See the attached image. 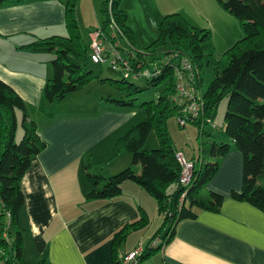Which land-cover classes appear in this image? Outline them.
<instances>
[{"label":"trees","instance_id":"16d2710c","mask_svg":"<svg viewBox=\"0 0 264 264\" xmlns=\"http://www.w3.org/2000/svg\"><path fill=\"white\" fill-rule=\"evenodd\" d=\"M25 1L0 0V9ZM109 1L102 2L101 25L107 30L111 20L116 24L120 36L128 44L127 59L133 63L132 69L140 73L146 68L150 72V77L141 78L146 82V88L158 85L166 76H171V82L167 95H161L154 103L144 104V121L128 129L115 143L117 151L126 150L130 154L131 165L140 166V173L136 174L131 167L108 178L87 172L85 178L91 187L85 194L87 200H113L121 194L122 185L126 181L133 182L156 200L158 212L164 216L163 225L166 227L143 247V260L162 249L173 236L177 223L195 218L194 208L219 212L223 196L209 192L206 197H202L201 192L216 175L219 169L217 160L229 154L230 145L204 143L203 130L207 123L212 122L216 105L226 98L224 136L241 153L243 160L241 189L238 192L232 191L230 197L257 208L264 218V0H218L222 8L240 22L244 38L226 53L227 65L214 72V78L205 93L201 91L198 71L204 65L210 67L212 63V47L206 29L198 27L183 12L166 16L158 26L156 43L159 45L154 43L146 52H141L131 29L126 25L127 14L119 8L121 0H112L111 5ZM75 2L67 0L64 7V25L68 37L52 36L24 46L36 54L53 51L56 54V58L50 61L53 74L43 89L42 102L61 100L66 94L80 90L85 82L92 79L116 85L128 92H138L140 89L129 83L128 78L113 81L102 79L99 72L85 71L87 61H90L89 43L82 46L80 42ZM244 41L247 47L240 48L239 44ZM166 44L170 45L169 49ZM78 58L85 60L83 65ZM183 62L188 63L191 69L183 72L184 84L199 92L203 102V116L189 122L199 129L198 139L201 143L198 157L191 159L194 163L192 179L185 187L180 184L182 168L176 160V153L180 151L174 147L166 128L168 116L175 112L178 119L189 103L186 101L179 104L177 101L176 70ZM65 75L67 82L64 81ZM116 103L126 105L121 101ZM17 111L21 113L23 135L15 142ZM152 131L156 134L159 146L148 151L144 145ZM45 148L46 143L40 138L36 124L28 120L25 103L0 80V217L9 219L5 229L11 230L4 232V240H0L4 252L10 255L4 256L0 251V264H26L23 261V227L20 222L25 203L21 182L32 159ZM196 162L199 163L198 167ZM171 186H175V190L167 194ZM147 223L144 214L138 221L125 224L114 234L111 241L113 264H118L117 255L128 236L134 231L145 229ZM12 233H16L15 238ZM155 239H160L161 244L151 248L150 244ZM35 264H49L47 251Z\"/></svg>","mask_w":264,"mask_h":264},{"label":"crops","instance_id":"0c3cea01","mask_svg":"<svg viewBox=\"0 0 264 264\" xmlns=\"http://www.w3.org/2000/svg\"><path fill=\"white\" fill-rule=\"evenodd\" d=\"M66 2L26 0L0 9V80L23 100L27 110L37 109L42 102L52 68L49 61L24 46L39 39L64 36ZM129 119L130 115L121 117L114 110L99 118L58 120L38 130L46 148L32 159L21 182L25 203L20 222L22 219L33 256L29 261L23 258L24 263H37L47 251L49 264H113L112 238L125 224L138 219L136 205L130 199L133 194L143 197L141 188L125 182L121 194L113 200H85L91 187L82 175L84 170L81 176H75L78 198L70 202L65 199L68 193L63 176L57 175L76 163L80 172L88 153L98 155L99 160L105 156L112 161L111 169H117L113 145L124 134L125 126H131ZM192 156L189 160L195 159ZM223 159L228 174L219 169L206 186L207 193L223 196L219 212L194 208L195 218L177 223L171 239L146 257L145 263L264 264L262 212L230 197L242 185L238 175L240 155L233 151ZM124 162L130 166L131 156L126 155ZM134 171L139 174L140 166H134ZM80 202L81 209L76 206ZM129 236L121 246L122 252L146 246L139 244L142 239Z\"/></svg>","mask_w":264,"mask_h":264},{"label":"rangeland","instance_id":"374dc122","mask_svg":"<svg viewBox=\"0 0 264 264\" xmlns=\"http://www.w3.org/2000/svg\"><path fill=\"white\" fill-rule=\"evenodd\" d=\"M224 1V0H222ZM103 0H76L75 2V18L77 20V26L80 35V42L82 46H86L89 42L88 32L93 28H97L102 23V16L100 14V8H102ZM119 8L124 10L127 14V27L132 30L133 37L136 39L137 44L141 52H146V50L151 47L158 40V26L162 19L166 16L177 14L183 12L187 14L198 27L206 29L209 33V42L212 47V63L210 67L207 65L202 66L198 73L200 77L201 91L205 93L211 80L214 78V72L216 70H221L228 63V55L226 54L234 45L244 38V32L241 28L240 22L227 11H225L222 6L218 3V0H121ZM63 38L68 37L67 31L65 32ZM247 42H242L239 44L240 48L247 47ZM119 52L126 55L128 52V47L124 40L118 38ZM156 45H159L156 43ZM167 48H170L169 44H166ZM30 53L34 54L30 51ZM134 53V51H132ZM40 54V53H39ZM38 56L49 61L56 58L55 52L43 53ZM52 59V60H53ZM80 64H84L85 60L83 58H78ZM195 67V65L193 64ZM85 71L93 70L100 73L102 79H110L113 81H120L123 77L118 71H113L110 69L109 64H92L87 61V65L84 68ZM147 69L145 68L144 71ZM196 70V69H195ZM197 71V70H196ZM53 74V73H52ZM129 83L133 84L134 87L139 88L138 92L130 91L125 89H119L116 85H110L108 83H100L97 80H90L85 82L82 88L75 92H70L61 100H55L49 102L43 100L37 109L27 110L28 120L36 124L37 131L40 128L47 127L48 124L57 122L58 120H67L70 118L78 119H90L104 117L108 111L117 110L120 112L121 117L124 114L130 115V124L128 123L125 127V132L134 127L135 125L144 121L145 105L156 102L161 95H167L169 93L171 76H166V78L154 87H147L146 82L141 78H128ZM64 81L67 82L66 75L64 76ZM125 102L124 104H118L116 102ZM130 104V105H129ZM227 99L223 98L215 107L213 111V120L204 126L203 137L204 143L217 142L225 143L230 145V152L236 151L240 155V164L238 166V175H243V160L241 153L234 147L232 142L224 136V115L226 111ZM109 115V114H108ZM17 116V129L15 132V142H18L22 135L23 130L21 126L22 117L20 112H16ZM166 128L168 137L173 143L174 147L178 151L183 152L184 158L189 161L192 155H195V159L198 156V149L201 143L199 137V129L197 126L192 124H187L184 128H180L178 124L177 115L172 112L166 121ZM42 132V131H40ZM124 132V134H125ZM121 133V132H120ZM123 134V135H124ZM122 135V136H123ZM118 137L116 141L121 138ZM113 145L114 158H117V169L112 170V161L108 160L105 156L98 159V155L94 153H88L83 157L84 166L80 169L78 163L67 167L64 169L60 175L64 179V187L68 193L65 198L70 202H73L78 198L76 179L75 176H81V171L85 172L82 174L86 176V173H97L104 178L111 177L120 171L130 168L134 171V166H125V156L130 154L126 150L117 151L115 148V143ZM159 143L154 131L151 132L147 138L144 149L151 151L158 148ZM228 154V155H229ZM224 159H218L219 169L222 172L228 171L223 168ZM90 165V166H88ZM197 167L199 163L196 162ZM218 169V171H219ZM217 171V172H218ZM135 172V171H134ZM79 173V174H78ZM220 173V174H221ZM217 174V173H216ZM217 176V175H215ZM214 178V177H213ZM212 178V179H213ZM130 182V181H126ZM210 182V181H209ZM133 186L139 187L131 182ZM209 184V183H208ZM207 184V185H208ZM206 185V186H207ZM204 187L201 196L205 197L208 195L207 187ZM142 192L141 197L137 194H133V200L131 202L136 205V211L138 214V221L144 214L148 219V223L145 229L139 231H134L129 236V239L140 238L142 241L139 242L141 246H145L152 238H154L158 233H162L165 229L164 216L160 215L158 212V205L156 200L148 195L143 189H139ZM175 190V186H171L167 189V194H171ZM84 199L87 198L84 196ZM61 201V200H60ZM93 201V200H90ZM79 209L82 208V203H78ZM135 221V222H136ZM9 219L7 217H0V240L3 233H8L10 230L5 229L8 226ZM21 224L23 226V221L21 219ZM14 232V231H13ZM16 233H12V237L15 238ZM23 236V258L25 261L33 259L32 251L28 246H30L27 240L28 235L26 230L22 231ZM136 241V239H134ZM138 242L135 243V245ZM31 247V246H30ZM3 246H0L1 254L4 256H10L9 253L4 252ZM0 254V256H1ZM41 258V257H40Z\"/></svg>","mask_w":264,"mask_h":264},{"label":"built area","instance_id":"2783aa9c","mask_svg":"<svg viewBox=\"0 0 264 264\" xmlns=\"http://www.w3.org/2000/svg\"><path fill=\"white\" fill-rule=\"evenodd\" d=\"M112 0L109 1L111 5ZM110 7V6H109ZM119 30L112 20L110 21L109 28L104 30L102 25L94 28L89 34V60L92 64H105L108 63L110 69L118 71L123 78H129L130 76L134 79L150 77L149 71L135 72L132 69V64L127 59V54L123 55L119 52L118 38L124 40ZM126 43V41L124 40ZM127 47L128 44L126 43ZM129 48V47H128ZM188 63L183 62L179 69L176 70L177 80V91L179 104L182 102L189 101L186 109L182 115L178 118V124L184 128L190 121L198 120L203 116V102L201 101L200 93L189 89L185 86L182 78L183 72L190 71ZM176 160L181 166L180 184L187 186L190 184L194 169L193 161H187L181 152L176 153ZM184 195L181 196L183 198ZM161 244L160 239H155L151 242L150 247L156 248ZM144 248L136 247L129 252H119L117 255L118 264H147L143 260Z\"/></svg>","mask_w":264,"mask_h":264}]
</instances>
